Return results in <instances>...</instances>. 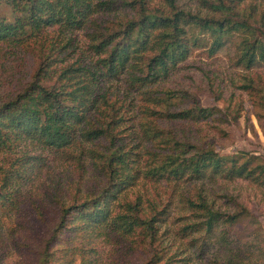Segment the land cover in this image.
<instances>
[{"label":"rangeland","instance_id":"1","mask_svg":"<svg viewBox=\"0 0 264 264\" xmlns=\"http://www.w3.org/2000/svg\"><path fill=\"white\" fill-rule=\"evenodd\" d=\"M176 2L206 15L211 14L203 0ZM167 5L166 0H151L148 8L149 11L166 12ZM239 10H243L240 14L244 18H254L255 15L251 14L254 12L255 18H263L264 0H241ZM0 17L11 18V11L0 7ZM126 18V13L113 11L102 14L98 20L116 29L120 28L118 23ZM251 23L254 24V20ZM85 33H64L58 29L45 33L51 47L56 45L58 51L61 50L59 59L54 62L58 73L53 74V80L62 70L72 66L93 71L98 69L97 63L103 57L90 49V36ZM241 40L240 35H234L215 55L209 52L210 42H207V47L194 49L187 61L180 64L169 78L147 87L133 83L131 73L107 78L96 87L94 95L89 97L90 111L84 127H103L112 122L114 132L111 134L115 137L116 146L133 161L130 163L132 173L138 177L136 184L122 194L119 202L140 200L143 214L158 220V239L151 247L145 248L137 243V238H123L119 233L106 227L96 228L79 217L72 222L75 229L61 238L54 264H82L84 248L89 250L93 264H147L152 262L156 253L161 258L156 264H228V258L237 249L241 250L233 256L237 264H264V253L259 254L251 247L257 243L255 231L260 230L251 223L252 218L229 228V233L235 234L233 240H223L224 236L219 231L210 236L204 230L188 236L181 232L196 216L189 208L187 198H195L203 187L209 201L218 210H230L234 200L245 202L244 205L260 219L264 232V189H252L243 181L203 184L201 181L158 182L144 177V172L154 162V153L162 152V143L170 138L169 131L181 140L214 148L222 155L244 151L264 157V109L259 106L260 94L252 89L254 84H258L259 90L264 87V65L248 69L238 63L237 44ZM38 41L31 38L21 49L0 45V98L16 95L23 84L32 81L40 59ZM168 89L177 90L178 96L169 101L165 95ZM155 92L162 97H155ZM195 100L203 108H217L224 114L218 120L195 123L187 119H159L152 113L153 110L170 113L186 110ZM109 144L107 139L97 143L78 139L66 150L41 153L30 146L22 148L23 151L16 150L6 158L8 170L17 164L16 159L24 160L26 151L35 150L32 153L41 157L32 165L31 185L22 188L20 195H15L18 201L14 206L0 209V248L11 249L13 241L28 246L18 253L11 250L3 264H40L39 253L59 222L60 206L81 203L83 198L92 196L105 185L99 164ZM114 204L111 208L119 211L120 203L113 207ZM98 232L102 235L99 236Z\"/></svg>","mask_w":264,"mask_h":264},{"label":"trees","instance_id":"2","mask_svg":"<svg viewBox=\"0 0 264 264\" xmlns=\"http://www.w3.org/2000/svg\"><path fill=\"white\" fill-rule=\"evenodd\" d=\"M166 1L167 11L161 12L149 11L151 0H0V7L11 11V18L0 17V45L21 49L28 40L37 38L40 52L32 81L23 84L16 95L0 98V209L16 204L15 195L31 185L32 165L41 159L39 154L32 153L35 150L26 151L24 160L16 159L15 166L19 167L13 165L7 170L6 158L16 150L33 146L38 152L50 153L69 149L78 139L89 143L105 139L110 142L99 164L105 185L92 196L83 198L81 203L60 206L59 222L39 253L40 264H54L61 238L75 229L72 222L79 217L96 228L106 227L119 233L123 238H137V243L145 248L158 239V220L143 214L140 200L119 202L138 177L132 173V160L116 146L111 134L114 132L112 122L103 127H84L90 111L89 97L94 95L98 85L107 78H119L127 73H131L133 83L146 87L156 84L174 74L194 49L207 47L210 42L209 52L215 55L237 34L242 37L237 44L238 63L248 69L264 65V17L257 19L256 12H250L254 18H244L240 14L243 10H239L241 0H203L211 12L209 15L184 7L177 0ZM113 11L127 14L124 22L118 23L120 28H110L98 20L102 14ZM55 29L64 33L86 32L91 40L90 49L103 57L97 63L98 69L72 66L62 70L53 80V74L58 73L54 62L59 59L61 50L58 51L56 45L51 47L45 33ZM250 82L254 84L253 80ZM252 89L260 94L259 106L264 109V87L259 90L258 84H254ZM176 92L168 89L165 95L170 101L178 96ZM156 96L162 97L155 92ZM152 113L159 119H187L195 123L218 120L224 114L217 108H203L196 100L186 110L173 113L153 110ZM157 129L164 133L161 128ZM167 134L170 138L162 143V152L154 153V162L144 172L145 178L158 182L201 181L203 184L243 181L252 189H264L263 156L244 151L222 155L214 148L181 140L173 132ZM234 201L230 210H218L209 201L204 187L201 188L195 198H187L196 216L181 232L188 236L204 230L210 236L219 231L223 240H233L235 234L231 235L229 228L252 218L251 223L260 230L255 231L257 243L251 247L263 254L264 232L260 219L244 205L245 202ZM114 202L120 203L117 212L111 208ZM98 235L102 234L98 232ZM11 244V249L0 248V264L11 250L18 253L28 248L24 243L13 241ZM84 251L82 264H93L89 250L84 248ZM231 251H227L228 254ZM238 251L230 255L228 264H237L233 256H237ZM160 259V254L156 253L147 264H156Z\"/></svg>","mask_w":264,"mask_h":264}]
</instances>
